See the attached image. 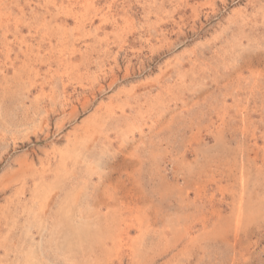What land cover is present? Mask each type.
I'll use <instances>...</instances> for the list:
<instances>
[{"label":"rangeland","instance_id":"obj_1","mask_svg":"<svg viewBox=\"0 0 264 264\" xmlns=\"http://www.w3.org/2000/svg\"><path fill=\"white\" fill-rule=\"evenodd\" d=\"M0 264H264V0H0Z\"/></svg>","mask_w":264,"mask_h":264}]
</instances>
